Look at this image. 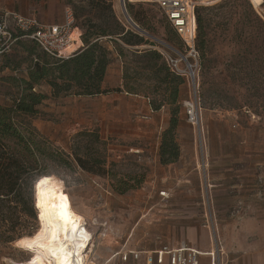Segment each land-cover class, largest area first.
<instances>
[{
    "label": "rangeland",
    "instance_id": "obj_1",
    "mask_svg": "<svg viewBox=\"0 0 264 264\" xmlns=\"http://www.w3.org/2000/svg\"><path fill=\"white\" fill-rule=\"evenodd\" d=\"M69 3H72L73 17L74 9L78 17L77 21L74 19L75 24L82 28L91 19L97 25L113 30L114 18L125 31L143 38L142 45L132 48L119 41L126 50L163 52L182 59L183 68L186 66L184 59L193 64L155 4L126 6L130 20L146 35L127 22L118 0H72ZM97 3L100 8L95 7ZM135 14L139 15L138 19L134 18ZM198 14L203 34L200 39L197 32L195 75L199 86L202 136L199 139L186 121L183 102L192 98V94L182 78L181 99L185 101L181 100L182 109L175 131L179 158L167 165L173 177L179 172L200 176L203 189L192 201L193 209L164 219V225L160 223L161 217L169 215L163 211L172 201L163 204L158 198V192L165 190V173L158 161V146L161 134L169 126L168 107L154 115L145 96L115 92L96 97L61 96L54 99L50 88L42 84L36 92L46 95L47 99L36 108L38 114L19 116L17 122L32 127L40 141L63 154L67 165L49 163L47 176L53 182L47 179L36 185L34 191L32 189L34 215L23 214L21 217V221L32 228L23 237L38 229L37 210L47 209L51 199L64 195L70 199L74 210L84 217L88 231L93 234V254L100 264H104L117 252L154 250L169 245L168 241L174 238L181 240L186 219L195 220L198 225L205 224V218H209V210H212L209 188L205 189L207 181L217 185L224 181L228 185L238 183L242 190L252 194L255 181L264 173L262 22L250 0H219L210 7L200 8ZM73 39H77L76 32ZM31 45V40L23 38L0 58L1 106L12 105L20 95L18 81L27 77L35 58L26 50ZM105 45L113 52V60L111 75L103 88L113 91L121 87L118 76L122 80L123 64L130 60L119 58L111 43ZM79 46L77 43L69 51ZM36 52L41 51L36 48ZM3 65L9 67L6 69ZM162 118V127L155 126ZM76 155L85 163V168L76 162ZM92 160L104 162L102 173L92 172ZM223 177L225 180H221ZM39 186L44 191L35 195ZM120 187H129V190L119 194ZM217 190L223 189L218 187ZM211 215L213 219L214 215ZM16 241L8 244L0 241V264L30 263L31 254L19 249ZM212 251L215 252V248Z\"/></svg>",
    "mask_w": 264,
    "mask_h": 264
},
{
    "label": "trees",
    "instance_id": "obj_2",
    "mask_svg": "<svg viewBox=\"0 0 264 264\" xmlns=\"http://www.w3.org/2000/svg\"><path fill=\"white\" fill-rule=\"evenodd\" d=\"M90 4L93 6L94 1ZM70 5L72 7V3ZM95 7L100 8V4L97 3ZM199 10L196 22L198 38L201 39L203 33ZM134 18L138 19L139 15L135 14ZM74 19L78 20L75 9ZM75 20L74 28L76 32L80 31L77 38L80 39L82 47H77L66 59H55L31 41L32 45L26 47V50L29 56L35 58L28 69L27 77L18 81L20 95L12 105H0V241L5 244L28 235L32 228L29 223L22 222L21 217L23 214L34 215V203L31 201L34 187L47 179L50 183L53 182L47 176L48 164L67 165L62 158L63 154L40 141L32 127L17 122L19 116L38 114L36 108L47 99L46 95L36 92V88L42 84L50 88L51 97L54 99L61 96L96 97L115 92L145 96L154 112L168 107L170 121L168 128L161 134L159 162L166 166L175 163L179 158L175 131L182 109L180 87L183 85V79L171 73L159 52L124 49L119 41L122 45L132 48L142 45L144 40L132 31H125L114 18L113 30L104 28V25L99 26L91 19H88L82 28L75 24ZM261 33L264 35L263 22ZM76 41L80 45L77 39ZM108 42L114 46L119 58L130 60L123 64L121 87L113 91L103 88L107 69L113 60V52L105 45ZM36 48L41 52L37 53ZM129 63L136 66L131 67ZM75 158L76 162L85 168V163L77 155ZM103 165V161L92 160L90 169L92 172L102 173ZM128 190L129 187H120L117 191L124 194ZM43 191L39 186L35 195Z\"/></svg>",
    "mask_w": 264,
    "mask_h": 264
},
{
    "label": "crops",
    "instance_id": "obj_3",
    "mask_svg": "<svg viewBox=\"0 0 264 264\" xmlns=\"http://www.w3.org/2000/svg\"><path fill=\"white\" fill-rule=\"evenodd\" d=\"M69 1L72 0H0V11L16 13L23 17L33 16L44 25H56L63 22L65 11L70 9ZM79 35L80 31H78V38ZM19 37L17 36L18 39L15 44H18L23 39ZM78 38L77 40L80 42L78 48H81L82 44ZM3 67L7 69L9 66L3 65ZM110 75L109 66L103 87ZM118 84H122L120 75L118 76ZM181 94L182 92H180V96ZM181 100L185 101L183 98ZM147 102L149 104L148 100ZM150 112L156 115L163 112V109L155 112L150 110ZM152 118L154 119V116ZM161 120L160 124L155 123V126L160 125L161 128L163 118ZM158 147L156 149L157 154ZM205 149L207 153V147ZM160 167L163 168L165 173L163 176V187L165 190L163 191L169 193V200L172 199L171 204L163 211L164 213H169V215L161 217L162 222L160 223L164 225L166 222L164 219L193 209L194 203L192 201L201 195L203 183L198 174L179 172L173 177L170 166L160 165ZM221 180H225V177ZM209 182L207 181L208 186H205V189L207 191V187L209 188V201H211L212 205V210L209 211L214 215L215 240L217 235L218 245L222 253L219 257L220 264H264V173H261L257 181H255L256 185L253 186L251 195L242 190L243 187L238 183L236 185H228L227 181H224L223 184L217 185ZM218 187L223 190H217ZM211 188L213 190L210 191ZM183 222L185 226L181 240L174 238L172 241H168L169 245L167 246L177 247L181 243H186L199 252V264H216L217 259H215L212 251L215 248L212 231L204 227V224L198 225L195 220L186 219ZM93 249L92 237L87 249L88 257L85 263L100 264L93 254ZM160 249L161 247L148 251L133 249L126 252L153 253V264H168L166 256L155 255ZM120 254L121 252L112 254L104 264H146L143 255L138 263H134L131 258L128 262L123 263Z\"/></svg>",
    "mask_w": 264,
    "mask_h": 264
},
{
    "label": "built area",
    "instance_id": "obj_4",
    "mask_svg": "<svg viewBox=\"0 0 264 264\" xmlns=\"http://www.w3.org/2000/svg\"><path fill=\"white\" fill-rule=\"evenodd\" d=\"M218 1L219 0H118L119 8L122 13L126 11V6L129 4H155L164 16L169 27L180 40L181 45L187 52L188 58L193 62L192 64L184 59L186 66L183 68L181 66L182 59L171 57L166 53L160 52L171 73L178 77L185 78L189 86L192 98L183 102V108L186 121L192 126L193 131L198 135L199 139L202 136V129L198 98L199 86L195 75L198 58L196 49V16L200 8L210 7ZM252 6L257 16L264 23V0H260L257 6L253 4ZM76 31L77 30L74 28V17L70 9L65 11L63 22L56 25H44L33 16L23 17L16 13L0 11V58L7 55L12 50L18 39L16 34H21L19 38H25L35 42L48 56L55 59H66L77 49L69 51L71 47L77 44V41L73 39V35ZM76 34L78 35V32H76ZM201 144L202 143H200V146ZM158 197L160 203L166 204L170 195L166 191H160L158 192ZM204 227L212 231L213 238L215 239V229L210 211L209 218H205ZM221 254V248L218 243H216L215 252H213L215 259H217L216 264H220L219 257ZM142 255L144 256L146 264H153V253L148 254L137 251L124 252L120 254V257L123 263L128 262L130 258L134 263H138ZM155 255L166 256L168 258V264H199V252L186 243H181L177 247L162 246Z\"/></svg>",
    "mask_w": 264,
    "mask_h": 264
},
{
    "label": "bare ground",
    "instance_id": "obj_5",
    "mask_svg": "<svg viewBox=\"0 0 264 264\" xmlns=\"http://www.w3.org/2000/svg\"><path fill=\"white\" fill-rule=\"evenodd\" d=\"M250 1L254 6L260 3ZM37 222L38 229L32 235L16 241L19 249L31 254L28 264H87L93 234L67 196H56L47 209L39 208Z\"/></svg>",
    "mask_w": 264,
    "mask_h": 264
},
{
    "label": "water",
    "instance_id": "obj_6",
    "mask_svg": "<svg viewBox=\"0 0 264 264\" xmlns=\"http://www.w3.org/2000/svg\"><path fill=\"white\" fill-rule=\"evenodd\" d=\"M123 15L125 17V19L132 25V27L134 29H136L137 31H139L140 33L142 34H146L144 31H142L141 29L138 28V26H136L131 20L130 18L128 17V15L126 14V11H123ZM147 35V34H146Z\"/></svg>",
    "mask_w": 264,
    "mask_h": 264
}]
</instances>
